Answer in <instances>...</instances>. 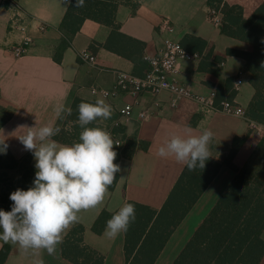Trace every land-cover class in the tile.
I'll use <instances>...</instances> for the list:
<instances>
[{"label":"crops","instance_id":"obj_1","mask_svg":"<svg viewBox=\"0 0 264 264\" xmlns=\"http://www.w3.org/2000/svg\"><path fill=\"white\" fill-rule=\"evenodd\" d=\"M12 2L24 10L25 20L29 22L34 37L29 54L22 58H15L9 51L20 40V36L10 31ZM226 2L241 6L244 16L248 18L264 0ZM67 9L64 0H0V105L9 106L12 112V117L0 129V141L14 157L23 159L29 156L34 168L36 161L33 153L25 149L21 136L30 129L36 131L45 125L60 127L65 117V130L60 127L61 131L67 132L68 136L72 135L71 131H81L80 126H74L71 130L69 126L78 121H68L66 114L63 118H58L55 108L59 105L71 108L76 99L95 103L102 98L93 96L90 88H111L116 81L113 71L122 70L135 74L140 71L132 60L104 47L110 38L111 28L92 20L83 23L81 30L72 37L61 62H56V49L63 38L60 26ZM209 10L207 0H140L136 10L128 5L121 6L116 20L122 34L146 44L143 51L145 57L156 55L161 48L163 36L159 25L164 19L170 20L173 25V30L168 35L180 43L186 40L193 47V37L208 42L213 47L212 53L209 55L207 48L201 58L181 62L176 78L188 85L195 94L202 96H208L212 90L217 92V87L221 84L225 86L229 79L233 80V90L235 80L241 78L242 83L233 103L247 112L255 96V89L250 83L251 75L245 71L246 61L238 56L227 55V51H249L251 46L223 35L221 27L210 19ZM40 23L49 24L51 28L46 33H41ZM83 50H89L96 56L97 66L92 67L79 60L78 52ZM207 57L210 62L223 57V66L218 75L201 70V62ZM174 100L169 92H163L159 96H143V104L152 109V117L146 122H139L136 116L123 122L122 133L127 141H135L137 147L130 158L120 161L115 188L108 189L103 202L95 208L77 213L79 221L62 233V241L56 246L54 255H49L43 249L25 251L18 244L9 242L7 244L12 246V252L5 264H73L63 257L62 242L77 224L85 227L84 244L101 253L105 258L104 264H126L125 233L112 239L105 235V230L101 234L94 232L93 226L104 211L113 216L128 201L144 204L155 210L163 207L186 167L174 156L165 158L157 154L159 147L172 134L183 136L190 129L193 135H199L206 129L211 130L213 137L208 146L209 158L217 162H222L228 156L236 138H244L232 161L233 166L252 170L264 166L263 123L252 120L249 116L241 118L222 110H206L191 100H177L174 106ZM128 101L130 98L127 95L105 100L111 106V116L106 119V124H103V118H98L101 122L98 121L97 124L101 123L100 127L103 126V129L112 125L119 119V108ZM74 115L78 118L77 112ZM73 135L77 139L80 136L78 133ZM141 144L146 145L147 149L141 148ZM235 176L233 167L225 164L221 166L207 189L175 229L155 264L174 263ZM262 238L264 240V231ZM4 243L0 240V250Z\"/></svg>","mask_w":264,"mask_h":264},{"label":"trees","instance_id":"obj_2","mask_svg":"<svg viewBox=\"0 0 264 264\" xmlns=\"http://www.w3.org/2000/svg\"><path fill=\"white\" fill-rule=\"evenodd\" d=\"M139 3L140 0H85L83 8L68 7L60 26L63 38L56 49L54 60L61 62L72 37L81 30L86 20H92L111 28L110 38L104 47L132 60L136 68L140 69L137 74H133L144 76L149 68L143 55L146 44L122 34L116 20L121 6L128 5L136 10ZM207 5L209 9L220 10L223 35L251 46L249 51L229 49L227 55L238 56L246 61L245 71L251 75L250 83L255 89L247 116L264 124V2L248 18L244 16L241 6L229 5L226 0H207ZM192 39L195 42L193 47L186 40L181 43L187 51L201 55L208 48L209 55L212 53L213 47L208 42L200 38ZM209 59L203 58L201 70L218 75L219 63L223 61V57H217L214 62ZM232 83L233 80L229 79L225 86L221 84L217 87V107L224 100L233 101L236 92L231 89ZM80 103L79 100H74L68 121H78L74 112L78 114L77 106ZM0 112L7 114L6 117L0 116L1 129L12 117V112L6 113V108L1 105ZM93 123L87 127H95ZM54 139L72 145L77 138L61 131ZM77 141L80 142L79 138ZM243 141L244 138H236L222 162L208 158L203 169L197 168L190 172L185 167L160 210L134 201L127 202L135 206L136 219L125 233L126 264H155L175 229L223 164L233 167L236 176L173 264H263L264 166L256 170L237 169L233 166L232 161ZM140 146L147 149L146 145ZM136 147L135 141L128 140L122 152L116 151L114 163L119 165L123 158H130ZM0 149H3L0 151V209L10 211L13 204L9 199L10 194L18 188L27 190L32 187L37 170L31 165L29 156L23 159L14 157L1 141ZM118 178L119 173L109 189L115 188ZM111 217L110 213L104 211L95 222L93 231L101 234ZM84 232V226H73L62 242L63 257L73 264H104V256L84 244ZM11 252L12 246L4 243L0 250V264H5Z\"/></svg>","mask_w":264,"mask_h":264},{"label":"clouds","instance_id":"obj_3","mask_svg":"<svg viewBox=\"0 0 264 264\" xmlns=\"http://www.w3.org/2000/svg\"><path fill=\"white\" fill-rule=\"evenodd\" d=\"M64 4L83 8L85 0H64ZM77 110L83 129L80 142L60 144L54 137L61 128L53 125L30 129L20 137L25 149L33 153L37 171L32 187L18 188L10 194L11 210L0 209V240L5 243L18 244L25 251L43 249L54 255L62 233L79 221L77 213L102 203L116 179L120 165L114 163L117 153L111 134L99 127H87L98 118L109 119L111 106L98 99L94 104L81 102ZM55 112L63 118L65 114L70 116L72 109L59 105ZM212 137V131L207 129L199 135H193L190 129L183 136L172 134L157 154L165 158L174 156L190 172L203 169L210 157L208 146ZM135 219V206L124 204L106 222L105 235L114 239L126 233Z\"/></svg>","mask_w":264,"mask_h":264},{"label":"built area","instance_id":"obj_4","mask_svg":"<svg viewBox=\"0 0 264 264\" xmlns=\"http://www.w3.org/2000/svg\"><path fill=\"white\" fill-rule=\"evenodd\" d=\"M10 6L13 9L10 19V31L20 36V40L11 46L9 51L15 58H22L29 54L30 47L34 43V37L31 34L29 22L25 20L26 14L24 10L15 2H12ZM209 15L215 25L221 26L222 15L220 11L217 12V10L210 9ZM50 28L49 24H39V31L41 33H46ZM159 30L163 36L162 46L156 55L145 58L149 68L144 76H137L130 72L117 70L113 71L116 81L111 88L106 89L95 86L90 88L93 96L100 97L103 100L118 99L122 95H127L130 98V101L119 108V119L104 129L111 134L115 143L113 148L115 152H122L127 142L121 131L125 120L133 119L135 116L139 122H146L151 119L152 109L146 107L142 101L145 94L159 96L163 92H169L175 99L173 101L174 106L177 100H191L206 110L217 109L237 117L247 118V112L243 108L236 106L233 101L224 100L220 103V107H217L215 105L217 98L215 90H212L208 96H202L195 94L188 85L178 81L176 75L179 72L180 63L194 58L199 59L201 55L190 53L178 40L168 35L173 30L170 20H162ZM78 58L86 65L97 66L96 56L89 50L78 52ZM219 66H223V62ZM241 83V78L235 80L233 86L234 92L239 90Z\"/></svg>","mask_w":264,"mask_h":264},{"label":"rangeland","instance_id":"obj_5","mask_svg":"<svg viewBox=\"0 0 264 264\" xmlns=\"http://www.w3.org/2000/svg\"><path fill=\"white\" fill-rule=\"evenodd\" d=\"M218 11H220V10H217V12H218ZM5 108H6V113H9V112L11 111V108H10L9 106H6ZM6 115H7V114H4V113H1V112H0V116H1V117H6ZM66 119H67V117L63 118V120H62V123H61V126H60L62 129L65 128L64 123L66 124ZM99 119H100V118H99ZM99 119H97V120L95 121V123H93V125H94L95 127H99V128H102V129H103V126L100 127V124H101V123L97 124L98 121H99ZM104 120H105V119H104ZM99 122H101V120H100ZM109 122H111V121H109ZM78 124H79V123H75L74 125L69 126V128H70L71 130H73L74 126H79ZM96 124H97V125H96ZM103 124H106V120H105V122H103ZM67 128H68V127H67ZM104 129H105V128H104ZM64 130H65V129H64ZM82 130H83V129H82ZM82 130H81V131H78V130L75 131V130H74V131H71V132H72V135L75 134V133H76V134H77V133L80 134V133L82 132ZM69 131H70V130H69ZM259 166H260V165H259Z\"/></svg>","mask_w":264,"mask_h":264}]
</instances>
